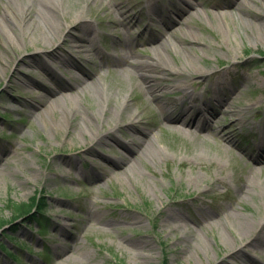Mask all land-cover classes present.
<instances>
[{
    "label": "rangeland",
    "instance_id": "1",
    "mask_svg": "<svg viewBox=\"0 0 264 264\" xmlns=\"http://www.w3.org/2000/svg\"><path fill=\"white\" fill-rule=\"evenodd\" d=\"M10 1L0 0V264H264V245L252 249L239 234L242 216L264 224V161L255 163L238 148L245 131L255 150L264 133V0H187L190 6L183 0H54L69 14L81 9L95 26L90 42L98 48L85 64L112 102L110 120L103 101L78 82V90L60 91L55 109L36 110L39 99L30 90L42 92L41 84L52 82L51 70L66 81L78 73L68 69L71 61L64 66L49 53H74L72 38L84 33L60 17L69 25V41L46 47L37 25L43 23L40 1L26 0V14L18 0L7 17ZM119 1L126 12L110 9ZM170 2L186 12L174 15L178 24L145 30L147 10L157 6L153 12L174 14ZM143 61L166 66L154 72L162 91L170 90L163 101L141 85L133 66ZM186 87L198 91L201 102L210 98L206 129L195 123L182 134L150 124L138 152L121 146L122 138L136 135L125 127L114 130L118 141L114 133L94 139L113 122L145 113L147 105L146 112L153 106L158 117L166 96L181 101ZM133 89L139 95L134 101ZM121 98L131 105L123 115L114 106ZM93 111L94 120L88 116ZM113 156L118 162L109 160ZM42 196V223L15 217L18 204Z\"/></svg>",
    "mask_w": 264,
    "mask_h": 264
},
{
    "label": "bare ground",
    "instance_id": "2",
    "mask_svg": "<svg viewBox=\"0 0 264 264\" xmlns=\"http://www.w3.org/2000/svg\"><path fill=\"white\" fill-rule=\"evenodd\" d=\"M16 1L18 0H14L13 2L10 1L11 3L8 4V5H11L9 6L11 9L9 12L8 11L5 12V15L7 14V17L11 15L12 9L18 6V5L14 6V3ZM20 1H22L21 6L23 8H25L26 6L27 11L25 13L29 14L30 5L25 2L26 0H20ZM36 1L37 2L40 1L39 6H40L41 15L39 18L43 22L41 24V22L39 21L37 25H39L42 29H44V37L48 39V40L45 38L43 39L45 43L44 45H46V47L59 45L61 44L62 39L69 41L64 38L66 36V33L64 31H68L69 25L62 22L60 17H65V18L67 17L69 20V24L76 23L73 26H71L72 29L78 26L81 29L80 31L84 33V34L79 33L75 37L72 38V43L70 44V46H73L71 50L74 53L69 52V53H65V55L61 54V56L55 53H49V57L51 54H53L54 58L58 59L60 61V64L64 66H67L66 63H69V61H71L69 65L70 68L68 67L66 68L76 69L78 73L72 75L71 81H66L60 76V74H58V71L54 70L56 68L51 70V72L53 71V73H50L52 82L49 84H46L47 87L46 86L44 87V85L41 84L39 89L41 91L43 90L42 92L40 91L32 92V90H30L32 95L36 97L37 99H39L38 102L40 104V107L37 105L36 110H41L42 106L45 108L44 109L45 113L49 112L52 109H55V106H57L56 104L60 102L59 100H62L61 98H56L57 96H59L60 91L67 90V89L78 90V87H76L75 84L73 83V82L75 83L78 82L81 85L82 91H87L88 89L96 97L100 98L101 101H103V103L101 104L102 109L105 111V115L110 120V118L114 116L113 107H111L112 102L108 101L109 96H107V94H105L104 96L105 89H102L101 86L97 84L96 71H94V69H90L85 64V60L91 61L90 59L92 56L89 52L98 48L95 45L94 39H92L90 42V35L92 34V36H94L95 34L94 24L92 22H88L87 19H84L85 15H83L82 13L83 11H81V9L77 11V14H74V13L69 14L68 11L67 12L62 11V8H60V5L55 3L54 0H36ZM253 1L256 2V0H253ZM183 2L188 4L187 0H183ZM154 4L156 3L154 2L153 5ZM117 6L118 7H116L114 4L110 6V9H112V11H120V13H122L123 11L126 12L125 7L121 9L123 5L121 6L120 1H119V4H117ZM247 6L248 5L244 4V7H247ZM193 7L194 6H192V8ZM151 8H152L151 10H147V11L153 12L156 10V7L153 8L152 6ZM177 10L178 8L174 9L175 14L177 15L185 14L186 15V12L181 13L182 11L177 12ZM13 11L15 10L13 9ZM26 14H21L20 17H25ZM127 18H128V21H131L128 15H127ZM23 23L25 24V26H29L30 29L33 28L29 20H25ZM90 26L92 27L90 28ZM71 28H69V30ZM128 32H130V29ZM45 33H47V35H45ZM155 40L156 38H150L151 42H154ZM44 48L45 47H43V49ZM75 48H76V51L74 50ZM77 51L84 52L85 58L80 59V57L77 54ZM104 55H106L107 57H114L110 53H103V56ZM158 63L159 62L151 63L148 61H143L133 66L136 68V70L140 71L144 79V80L142 79L143 84L141 85L146 90V93H148L157 103L160 101H163L161 98L170 92V90L166 88L162 91L164 85L161 84L157 80V75L154 73L155 71L159 72L160 69L166 68V66L160 65V64L157 66ZM128 64L133 65L131 63H128ZM18 79L19 78L16 77L14 82L16 83ZM89 79L90 80L92 79V82L89 83ZM35 84L38 85V83H35ZM141 85L138 84L137 87L141 89ZM198 93H199L198 91H192L188 87H186V90L183 92L182 96L179 97L181 98V101L177 98H174L171 95H167L166 96L167 100H165L166 102L165 110L159 113L158 117H156L154 113L153 114L151 113V110H153V106H151V108L148 107L149 111L146 112L147 106H148L147 105L145 109V113H143V111H138L137 113L131 114L130 116L126 117L125 119L126 122L124 123H114L113 122L111 125H109V129H107L105 134L99 133L98 135L94 136V139L98 142H102L104 141V139L107 138L106 136L107 133H111V134L114 133L113 138L115 141H118V137L114 130L116 129L118 131L120 127L122 128L125 127L126 129L131 130L134 133H136V135H134L133 138H131V141L127 139L124 141V139L122 138L120 140L121 141L120 144L126 150L131 151V152H136L139 146H144L145 141L147 139L146 136H149L151 134L152 127L150 126V124L151 125L159 124L161 127L167 128L166 130L168 131L179 132L182 134L187 133L186 127H193L195 123H200L201 127L203 129H206V126L208 123L207 119H202V118H206L207 115H209L208 112L210 113V110L212 109L213 105H210L211 103L208 102L210 100L209 98L208 101H203L202 105L199 106L197 104L199 99H198V96H196ZM185 96H190V98H187L185 100L184 99ZM130 97L132 101L139 98V95L136 94L135 89H133V92L130 94ZM70 98L73 99L74 97H70ZM177 102H178V106L182 105L181 109L177 107ZM180 102H181V105L179 104ZM69 103L70 102H65L64 104H66L67 109L72 112L73 108H72V105H70ZM114 106L117 107L118 114L123 115V112H125L127 109H130L131 107L130 100L129 98L123 101H122V98L119 101L115 100ZM218 109L219 107H215L213 116L218 115V113H215L218 111ZM230 113L235 114L237 113V110L233 109L230 111ZM88 116L91 117V119L93 120L94 118L97 119L98 112L93 111ZM261 135L264 138V133ZM132 140H135V141L132 142ZM230 140L232 139L230 138ZM109 142L110 140H108L107 143ZM138 151L139 149L137 150V152ZM118 158L120 157L113 156L111 158L109 157V160L111 162H114V161L118 162L117 161ZM240 223L241 224L239 225V234H240V239H241L242 244L245 242L248 245V247L252 246L253 247L252 249L257 248L260 245H264V224L263 223H260L259 220H254V221L248 220L245 216L241 217ZM57 227L62 228L60 224L59 226L57 224ZM63 250L64 249H61L58 252V255L62 254Z\"/></svg>",
    "mask_w": 264,
    "mask_h": 264
},
{
    "label": "trees",
    "instance_id": "3",
    "mask_svg": "<svg viewBox=\"0 0 264 264\" xmlns=\"http://www.w3.org/2000/svg\"><path fill=\"white\" fill-rule=\"evenodd\" d=\"M34 204V206L32 207V205ZM35 205L37 206V209L33 212H30L34 207ZM45 205H46V201H45V197L42 196V197H39V198H34L33 199V202L32 204L30 203H22V204H18L16 206V213H15V217L17 215H28V219L31 221V222H40L42 223L41 221V218L44 217L45 215ZM32 207V209H30ZM8 253V255H10L11 257H14L16 255H14L12 252L10 251H6Z\"/></svg>",
    "mask_w": 264,
    "mask_h": 264
}]
</instances>
